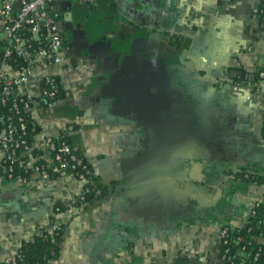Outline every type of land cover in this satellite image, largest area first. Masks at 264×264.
Returning <instances> with one entry per match:
<instances>
[{
	"label": "crops",
	"instance_id": "crops-1",
	"mask_svg": "<svg viewBox=\"0 0 264 264\" xmlns=\"http://www.w3.org/2000/svg\"><path fill=\"white\" fill-rule=\"evenodd\" d=\"M61 2L62 62L35 59L21 88L35 94L47 75L61 88L31 109L35 139L67 136L104 190L126 170L157 191L131 184L79 207L67 171L25 185L0 177V262L54 223L52 264H226L218 230L264 201V184L241 179H264V82L229 77L264 62L260 0ZM165 155L183 171L176 181L160 172Z\"/></svg>",
	"mask_w": 264,
	"mask_h": 264
},
{
	"label": "built area",
	"instance_id": "built-area-1",
	"mask_svg": "<svg viewBox=\"0 0 264 264\" xmlns=\"http://www.w3.org/2000/svg\"><path fill=\"white\" fill-rule=\"evenodd\" d=\"M78 1L92 3L94 0ZM61 34L56 0H0V41L3 42L0 53V177L25 185L31 180L44 183L67 171L81 184V192L75 201L82 207L89 203L86 195L91 191H94L95 201L101 195V190L93 189L90 183L92 169L69 144L67 136H44L36 140L35 135L29 133L35 131L30 120L31 109L36 105H49L57 98L58 80L47 75L38 82L35 94L21 90L33 78L32 62L35 59L48 64L62 62L64 42ZM260 76L264 77V74ZM72 130V126L67 128V131ZM256 204L258 202L253 205ZM253 214L250 211L248 217ZM58 227L54 224L51 230ZM225 235L226 230L220 227L219 246L222 239L223 244L226 243ZM240 253L243 254V249ZM220 258L231 264L226 255ZM0 263L15 264V258Z\"/></svg>",
	"mask_w": 264,
	"mask_h": 264
},
{
	"label": "trees",
	"instance_id": "trees-1",
	"mask_svg": "<svg viewBox=\"0 0 264 264\" xmlns=\"http://www.w3.org/2000/svg\"><path fill=\"white\" fill-rule=\"evenodd\" d=\"M258 12L259 15L264 18V0H260ZM2 50L3 42L0 41V53ZM18 63H21L20 60H18ZM261 73L264 74V62L254 68L251 72L252 75H249L252 76L253 79L247 80V82H250L254 87H257L260 83L264 82V77L260 76ZM60 95L61 88L54 101L58 100ZM54 101H51L50 104ZM31 127L30 123L29 129ZM262 130L264 131V122ZM35 132L36 130L29 133L32 136L35 135ZM83 161L89 166L84 159ZM247 176L248 177H244V174H242V181L255 183L257 185L264 184V179L262 178L251 176V174H247ZM90 183L93 189L101 190L99 199L103 198L104 188L99 183L98 178L93 174ZM93 193L94 191H91L86 195V199L89 203L95 202ZM250 211H253L254 214L248 217V213L243 225H223L221 227L226 230L224 238L226 243L223 244L222 239L219 246L218 256L221 257L222 255H226V259L231 264H264V201L256 204V206L252 205L249 209V212ZM53 225L54 223H49L46 227L41 229L38 234L34 235L31 241H23L20 244V247L14 256L15 264H52V262L57 259L63 235V228L62 226H59L57 230H51ZM241 249H243V254L240 253ZM255 255L257 256L256 259H254Z\"/></svg>",
	"mask_w": 264,
	"mask_h": 264
},
{
	"label": "water",
	"instance_id": "water-1",
	"mask_svg": "<svg viewBox=\"0 0 264 264\" xmlns=\"http://www.w3.org/2000/svg\"><path fill=\"white\" fill-rule=\"evenodd\" d=\"M60 3H62L61 0H56V12H57V14H58L57 4H60ZM67 5H68V9L71 10L72 9L71 8L72 7V2L71 1H68L67 2ZM174 45H175V47L178 46L177 44H174ZM229 77H230L231 80H234V79H236L238 77L242 81H247V80H252L253 79L252 76L245 75V73H239L237 71H231ZM230 82L232 83V81H230ZM249 94L251 95V93H249ZM167 133L169 135H172L173 134L172 128H169L167 130ZM183 136H184V133L182 132V137ZM162 142H161L162 147L168 146L167 143H162ZM169 147L170 146H168L167 149H169ZM167 157H168V155H165L164 156V158H165L166 161H165V164H164L163 167L165 169L164 170L160 169V172H162V173H165L166 172L167 177H170L171 180H173V181L175 180L176 181V177H175L176 174H179V173H181L183 171L173 172V168H172V165L173 164L167 162ZM122 172H123V176L124 177L121 178V179L120 178L118 179L119 183L115 187H112V189L107 188V190H104L103 191V195H104L103 197L104 198L108 197L113 191H114V193H118L120 191V189H126L127 188V190H128V186L131 185V184L137 186L140 183L139 185H145V187L148 186V187L153 188V189H155L157 191V187L156 188L153 187V185H154L153 183H141V180L138 179L139 176L133 175L132 173H130L129 171H126V170H122ZM160 172L158 171V173H160ZM130 174H132V175H130ZM161 188H164V187H161ZM130 195L133 198V194L131 192H130ZM158 199L160 200L159 195H158ZM134 201H135V203H136L137 206H140V204H141L140 201L141 200H139L137 198V199H134Z\"/></svg>",
	"mask_w": 264,
	"mask_h": 264
}]
</instances>
